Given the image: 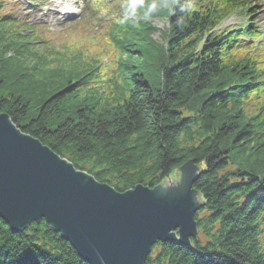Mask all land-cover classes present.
I'll return each mask as SVG.
<instances>
[{
    "label": "trees",
    "instance_id": "1",
    "mask_svg": "<svg viewBox=\"0 0 264 264\" xmlns=\"http://www.w3.org/2000/svg\"><path fill=\"white\" fill-rule=\"evenodd\" d=\"M247 1L123 0L115 29L137 42L138 51L122 49L138 56L118 58L110 77H122L126 98L99 113L83 107V81L70 78L89 77L99 60L41 57L27 40L6 37L5 24L17 23L0 17V113L23 133L116 191L154 187L188 160L200 167L197 238L156 243L146 264H264V119L247 108L264 77L242 48L251 29L221 25L250 9ZM146 16L168 19L162 47ZM0 264L87 263L42 221L13 232L0 217Z\"/></svg>",
    "mask_w": 264,
    "mask_h": 264
},
{
    "label": "water",
    "instance_id": "2",
    "mask_svg": "<svg viewBox=\"0 0 264 264\" xmlns=\"http://www.w3.org/2000/svg\"><path fill=\"white\" fill-rule=\"evenodd\" d=\"M154 187L116 191L0 113V217L11 231L43 222L87 264H146L158 242L189 245L204 205L193 160Z\"/></svg>",
    "mask_w": 264,
    "mask_h": 264
},
{
    "label": "rangeland",
    "instance_id": "3",
    "mask_svg": "<svg viewBox=\"0 0 264 264\" xmlns=\"http://www.w3.org/2000/svg\"><path fill=\"white\" fill-rule=\"evenodd\" d=\"M248 1L247 2L251 7L250 9L245 10L242 7L237 8L235 12L221 20V25L222 28L228 26L238 28L241 25H246L248 22L253 23L254 27L257 28V32H260L261 34L259 39L255 41L247 39L244 33H241V37L245 39V47L249 46L254 49L255 52L258 53L256 58L261 60L264 59V55L261 54L264 51V0ZM36 3L37 5L31 6L25 0H0V17H6L7 19L11 18L15 21L18 19L22 21L31 20L32 22L46 24L44 28H46L50 34L47 33L36 39L31 35L34 28L29 24H20L19 26L17 24H5L6 30H4V35L14 39L19 38L27 40L26 46L34 49L35 53H39L41 57L51 55L50 51L53 50L51 48L52 46L57 49L68 43V47H63L65 53L78 52L80 50V53L75 58L72 56L67 58L62 55L64 60L70 64L77 63L79 65L80 62L78 58H87L88 55L86 53L89 51L92 57L85 61L90 62L92 60H99L101 64L99 65L98 71H93L89 77H70L73 81L79 79L83 81V84L78 87L77 94L80 98L86 100L83 107L91 106L94 108L95 112L99 113L107 108H115L122 103L127 95L126 86L122 77H108L101 73H107L110 75L114 72L117 62L115 58L116 55L118 58L122 56L124 58L127 55L129 59H132L130 56L133 54L129 51H124L122 49L123 45H128V48L133 47V50L135 51H138L139 48L136 45L137 42L131 40L127 32L125 33L123 30H119V28L112 29L111 32L108 29V35L100 36L106 25L104 18L101 19V23L99 20L104 13H114L111 11L116 10V8L113 9L115 3H109L105 0H96L92 3L85 10L81 19V28L77 33L73 32V28H69L67 20H61L58 18L59 7L56 5V0H37ZM82 3V0L77 3L76 7L79 9L77 15H80L84 8H81ZM240 8L241 11H239ZM118 12L116 14H118ZM119 14H121V12H119ZM107 16H110V18L114 17V15L111 14H108ZM145 19L151 21L152 24L157 27L152 33L151 38L158 41L159 45L161 44L160 47H162L164 44L162 33L163 28H165L166 25V20L164 18L157 19L155 16H146ZM133 20H136V18L134 17ZM96 26L99 27V31L94 30ZM65 30L67 31L66 35H63V31ZM83 33H87L88 36L82 37L80 34ZM98 33L99 35H97ZM40 34L42 35V33ZM29 37L30 39H27ZM2 40L6 41L5 38ZM45 40L50 42L48 46L44 44ZM73 41H77L75 46L72 45ZM251 44L254 45V48L251 47ZM53 53L54 52H52V54ZM6 55L10 56L11 53L6 52ZM133 56H138V54H134ZM70 58H73V60ZM35 59L36 58H34V60ZM138 59L140 58L136 57L135 61ZM29 60L32 59L29 58L28 61ZM257 65L259 68L263 67L262 71H264L263 60L261 63H257ZM262 76H264V74ZM67 78L68 77H65V81L68 80ZM152 78L153 77H146L150 83L152 82ZM247 105V108L251 109L253 113L260 110L262 113L261 117L264 119V89L257 93V96L253 100H248ZM176 174L177 171H175V173L169 178L174 180ZM164 181H166V179ZM200 209H202V207Z\"/></svg>",
    "mask_w": 264,
    "mask_h": 264
}]
</instances>
